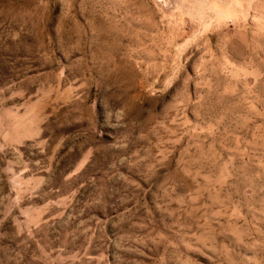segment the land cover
<instances>
[{
  "label": "rangeland",
  "instance_id": "1",
  "mask_svg": "<svg viewBox=\"0 0 264 264\" xmlns=\"http://www.w3.org/2000/svg\"><path fill=\"white\" fill-rule=\"evenodd\" d=\"M0 264H264V0H0Z\"/></svg>",
  "mask_w": 264,
  "mask_h": 264
}]
</instances>
